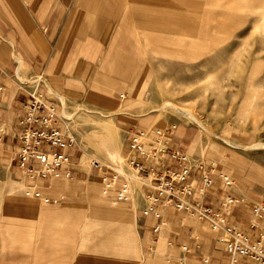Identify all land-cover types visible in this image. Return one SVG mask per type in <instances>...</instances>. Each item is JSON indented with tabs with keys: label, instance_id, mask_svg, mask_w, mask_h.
<instances>
[{
	"label": "rangeland",
	"instance_id": "rangeland-1",
	"mask_svg": "<svg viewBox=\"0 0 264 264\" xmlns=\"http://www.w3.org/2000/svg\"><path fill=\"white\" fill-rule=\"evenodd\" d=\"M125 9L140 72L118 116L138 122L139 130L184 132L190 157L235 155L264 175V0H136ZM166 102L170 107L162 108ZM64 103L61 127L83 151L80 163L88 170L94 158L119 172L130 202L105 198L103 185L90 179L69 182L67 199L41 206L23 198L19 175L0 172V227L29 230L24 239L33 244L40 218L49 212L45 227L54 223L58 236L49 231L45 239L69 248L70 264H150L154 257L165 264V241L159 240L161 252L159 241L152 252L141 229L140 181L126 161L129 135L116 114Z\"/></svg>",
	"mask_w": 264,
	"mask_h": 264
},
{
	"label": "crops",
	"instance_id": "crops-1",
	"mask_svg": "<svg viewBox=\"0 0 264 264\" xmlns=\"http://www.w3.org/2000/svg\"><path fill=\"white\" fill-rule=\"evenodd\" d=\"M135 1L0 0V172L12 171L22 178L25 200L50 206L67 199L64 195L68 192L64 190L73 180L83 183L91 179L101 184L99 172L91 162L88 170L85 163H80L83 151L77 143L69 152L73 167L69 179H29L18 167L20 143L13 135L23 107L30 102L29 92L36 89L45 100L53 101L59 112L62 98L68 103L86 104L116 114V122L127 135L138 129V122L124 121L118 116L124 99L135 91L133 79L140 72L139 52L130 33L132 16L125 11V6ZM189 142L184 132H173L170 146L186 150ZM192 146L193 142L189 151ZM245 162L235 155L188 156L191 176H200L199 165L203 172L214 166L212 183L202 202L216 207L226 195L237 199L239 203L231 209L226 222L251 241H257L264 228V211L257 217L253 210L256 206L264 210V175L254 162L247 165ZM171 166L173 163L166 154L158 170L163 173ZM225 175L232 179L230 186L223 185ZM139 181L138 216L143 235L149 234L151 238L152 252L163 239L165 264H228V254L220 242L224 236L222 230L213 231L205 223L170 208L162 210L161 219L144 217L142 210L146 198L154 195V183L145 177ZM47 213L40 218L42 227L35 230L33 235L37 240L33 244L24 239L29 236V230L0 227V264H70L72 251L63 250L57 240L45 239L50 236L46 234L49 231L52 236H58L54 223L51 228L45 227L49 226ZM161 222V230L154 232ZM162 247L159 241V252ZM157 260L154 257L150 264H156ZM239 260L242 264H255L245 258Z\"/></svg>",
	"mask_w": 264,
	"mask_h": 264
},
{
	"label": "built area",
	"instance_id": "built-area-1",
	"mask_svg": "<svg viewBox=\"0 0 264 264\" xmlns=\"http://www.w3.org/2000/svg\"><path fill=\"white\" fill-rule=\"evenodd\" d=\"M28 96L30 102L23 107V112L18 117V128L13 135L14 140L20 143L18 167L26 172L29 179L71 178L73 167L69 152L76 147V142L65 135V130L61 127V114L53 101L45 100L36 89L29 92ZM173 132L172 128L137 129L129 132L126 161L138 178H149L154 183V195L146 198L142 215L161 219L162 210L170 208L197 222L205 223L213 231L222 230L224 236L220 242L228 254V264H242L240 258L264 264V228L259 239L251 241L241 230L227 224V216L239 203L232 196L226 195L216 207L202 202L201 198L211 186L214 166L211 165L209 171L203 172L199 165L197 169L200 170V176H191L192 167L188 163L187 151L170 146ZM166 154L173 166L160 173L158 166L163 163ZM91 166L99 172L105 198L115 202H130L127 181L119 172H109L108 168L94 158ZM61 168H64L63 171ZM222 182L224 186H230L232 179L225 175ZM115 186L119 189L116 190ZM263 211V208L256 206L253 213L259 217ZM162 226V222L156 225L154 232H159Z\"/></svg>",
	"mask_w": 264,
	"mask_h": 264
},
{
	"label": "bare ground",
	"instance_id": "bare-ground-1",
	"mask_svg": "<svg viewBox=\"0 0 264 264\" xmlns=\"http://www.w3.org/2000/svg\"><path fill=\"white\" fill-rule=\"evenodd\" d=\"M61 104H63V105H65V103H64V99H62L61 98ZM166 107H170V105H169V102H166L165 104H163V106H162V108H166ZM176 109V108H175ZM175 111H177L178 113H180V114H182V113H184L185 111L184 110H179V109H176ZM188 111V110H187ZM62 112V111H61ZM189 112V111H188ZM187 112V113H188ZM190 113V112H189ZM187 115V114H186ZM194 115V114H193ZM192 114H189V117H190V119L191 120H193L194 122H196L197 124H199L200 125V123L197 121V119L193 116ZM66 116H67V114H66ZM188 116V115H187ZM66 118V117H65ZM69 119V118H68ZM211 135V134H210ZM231 144H233V143H231ZM230 144V145H231ZM260 145V144H259ZM232 146V145H231ZM237 146V145H236ZM255 147H256V145H254ZM234 147V146H233ZM241 147V146H240ZM258 147V146H257ZM243 149H245L244 147H242ZM254 148V147H253ZM126 237V236H125ZM127 238V237H126Z\"/></svg>",
	"mask_w": 264,
	"mask_h": 264
}]
</instances>
